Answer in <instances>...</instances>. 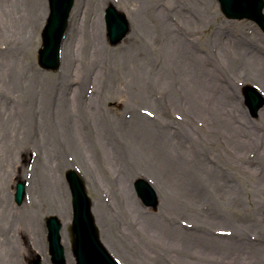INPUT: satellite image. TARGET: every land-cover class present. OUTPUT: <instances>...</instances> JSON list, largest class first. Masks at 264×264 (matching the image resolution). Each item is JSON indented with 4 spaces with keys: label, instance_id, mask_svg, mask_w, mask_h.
Masks as SVG:
<instances>
[{
    "label": "rangeland",
    "instance_id": "obj_1",
    "mask_svg": "<svg viewBox=\"0 0 264 264\" xmlns=\"http://www.w3.org/2000/svg\"><path fill=\"white\" fill-rule=\"evenodd\" d=\"M8 1L6 4L14 3V0ZM19 1L20 8L26 12L23 10L21 18L12 22L7 15L8 9L4 14L5 0H0V65L5 62L7 65L13 60L20 67L21 72H17L14 77L19 80L17 84L22 91H41L39 96L49 91L48 109L42 111L36 106L30 114L34 125L25 127V131L30 130L32 136L40 141L43 112L49 118L57 115V107L51 98H57L56 93L63 85L62 66L58 71H45L38 64L42 30L49 14L48 0ZM111 4L127 16L128 13H135V24L119 45L112 46L108 41L105 23L108 5L99 0L76 1L75 13H72L64 41H69L75 28L76 47L71 54L73 66L67 76L66 92H73L80 85L83 87L82 99L87 103L90 98L99 102L97 111L104 124H109V137L114 144L115 154L119 155V151L126 157L124 160L120 157L106 160L97 156L100 132L92 117L93 111L87 108L84 126L92 158L87 156L88 161L77 162V169L81 171L83 164L89 168L82 172L93 199V212L97 210L103 218L102 225H98L103 243L124 264H151L152 261L157 264H264V255L259 254L263 252L260 250H264V107L254 116L246 106L243 94L248 86L264 93V84L254 77L258 70L256 62L254 65L250 63L254 59L264 60V31L249 20L227 19L216 0H113ZM33 8H37L36 14ZM162 19L172 28L164 27ZM95 27H99L102 34V37H97L101 39L99 47L96 46V37H93ZM173 37H182L186 43H190L196 64L200 65V69L203 67L204 73L196 74L188 68L182 69L168 59L166 46ZM231 45L244 48L241 50L243 56H236ZM130 51L133 52L131 57L128 55ZM189 58L187 54L185 59ZM134 65L139 71L137 75ZM206 70L211 75L204 79ZM130 72L135 80L139 76L147 79L138 85L141 93L134 87ZM0 78H3L2 74ZM194 78L198 81L195 84L200 86L191 82ZM8 86L6 81L0 82V95L8 93L4 96L7 100L11 97L16 100L18 96ZM25 97L24 102L27 104L31 94L26 93ZM154 103L161 106L156 107ZM37 104L38 100L35 101ZM68 116L67 123L74 124L72 114ZM136 116L148 122L146 124L151 128L148 127V130L159 125L167 133L175 134L176 139H181L178 140L181 153L177 152L184 162L190 160L198 172L214 171L223 176L227 186L225 198L218 197L214 186L203 178L196 180L195 186L200 189L198 197L202 194L217 197L199 198L196 211L205 213L209 219L194 218L190 216L191 212L185 210L180 214L164 212L163 207L153 210L145 207L138 198L134 189L138 179L153 184L161 201L171 196V190L168 181L163 184L153 174L158 172L154 161L143 156L147 145L155 152L165 135H156V141H148L149 137L145 136L144 141L140 134L139 143L142 142L140 148H136L137 137L132 138V123ZM187 133L191 135L188 137ZM51 142L64 164L59 177L69 196L70 218L68 223H64L67 233L73 211L65 174L73 168L66 166V160L76 158L62 135L56 134ZM35 143L30 140L11 161L17 171L7 175L5 189L15 210L23 207L30 210L33 205L28 203L25 206L27 199L18 205L14 196L18 181L22 179L30 183L34 175V167L38 163L36 160L41 155L39 147L43 142L41 140L38 147ZM192 145L194 149H190ZM2 156L0 152V158ZM128 171H132L134 180L125 179ZM158 175L163 177L161 172ZM125 183L134 206L128 204L123 189ZM185 199H177V202L186 210H194L187 201L188 196ZM56 202L52 201L53 205ZM49 215L47 210L42 214L44 234L41 244H34L35 240L28 228L18 229V235L23 242L29 243L34 254L29 256L28 249L25 250V256L19 258L22 264H36L38 254L43 264H52L45 222ZM161 220H171L172 225L177 224L187 239L208 232L211 238L221 241L219 246H228L229 250L220 254H201L197 251L199 249L195 250L189 245L176 248L164 244L162 237L152 234L146 225L149 222L155 225ZM105 232L107 238H104ZM70 246L67 233V248L71 252ZM41 249L42 252H39ZM250 251H255L253 258ZM149 253L154 258H149Z\"/></svg>",
    "mask_w": 264,
    "mask_h": 264
},
{
    "label": "bare ground",
    "instance_id": "obj_2",
    "mask_svg": "<svg viewBox=\"0 0 264 264\" xmlns=\"http://www.w3.org/2000/svg\"><path fill=\"white\" fill-rule=\"evenodd\" d=\"M12 0H9L11 2ZM103 1L106 5H110L113 3V0H99ZM7 0L4 2V14L6 10H9L7 14L9 19L13 22L19 20L21 18V12L24 10L20 8V1L14 0V3L6 4ZM22 6V5H21ZM41 9V6H38ZM25 11V10H24ZM36 10L33 8V13L36 14ZM26 12V11H25ZM75 13V12H73ZM135 14L134 12L128 13L129 20L131 25L134 26L135 24ZM163 14H161L162 16ZM203 19V17H200ZM8 21V20H7ZM162 23L164 27L172 28L169 24L166 23L162 19ZM33 25H31L32 27ZM177 36V35H175ZM69 41L64 43L63 45V52H62V81L63 85L56 93V99H54L55 106L57 107V115L56 117L53 116L52 118L48 117V114H42L41 116V140L43 144L40 145L39 151L40 156L36 160L35 165V172L34 175L30 178L29 182H27L26 187V203L33 204L30 210L26 208H14L11 203L10 196L7 194L5 185L10 173H14L17 170L11 164V161L14 160L16 154H20V151L23 149V146L32 140L33 142L36 141L35 145L38 147V143L40 144L41 140L37 141V138L32 136V132L30 130L25 131L26 125L33 126L34 122L30 116L32 110L36 106L37 108H41L42 111L44 109H48V105L50 102V95L49 91H44L42 95H38L39 92L33 93L27 89L25 92L20 89L18 86L19 80L14 77L17 72H21L20 67L14 64V61L11 60L7 65L3 63L0 65V75H3V78H0L1 81H6L8 83L9 89L14 92L18 97L13 99L11 97L10 100H7L4 96L0 95V152H2L3 156L0 158V262L1 264H22L19 258L25 256V250L28 249L27 254L29 256H34L31 250V246L26 243V241H22L20 234L18 235L19 228H28L34 238V244L38 243L41 244L43 239V228H42V214L47 210L49 217L52 215H57L63 223H68L69 221V196L67 188L64 187L61 178L59 177L60 172L62 170V163L61 156L59 153L54 149V145L51 142V139L54 138L56 134L62 135L66 142H68L69 149L73 152L76 160L68 159L66 160L67 165L70 168H79L78 163L80 161L87 160L88 157L92 158L90 147L88 144V138L86 136V128L84 126V116L88 112L87 108L91 109L94 113V122L98 127L99 134V156L101 159L106 158V160L110 159L111 157H120L126 159V157L120 153L116 155L114 151V144L110 140V127L109 124L105 125L104 120L102 119L100 113L97 111L99 108V102L95 101V99L90 98L89 103H87L84 99H82L81 91L82 86L78 85L75 91L67 93L68 85L66 84L67 76L70 74L72 70V50L76 47V29L72 30L71 36H69ZM93 37H96L97 47L101 44V39L97 37H102L101 30L99 27H95L93 30ZM190 42V40H187ZM231 48L234 50L236 56H243L242 51L244 48L240 47L239 45H231ZM166 50L168 52L167 57L168 59L173 62L177 67L182 69L188 68L191 71H195L196 74L204 73L205 70L200 69V65L196 64V57L191 52L190 43H186V41L181 37H173L168 40ZM228 50H230L228 48ZM140 51V50H139ZM97 52L101 53L97 50ZM133 53L130 51L129 56ZM189 54L190 58L185 59L186 55ZM131 57V56H130ZM229 56L227 55V59ZM244 58V57H243ZM246 59V58H244ZM188 60V62H186ZM194 60V61H193ZM247 60V59H246ZM249 60V59H248ZM256 62V63H255ZM134 63V61H133ZM250 63L258 67L257 75L255 74V78H258L264 84V60H251ZM136 64V63H135ZM137 65H134L135 75L139 73L136 69ZM206 70L205 78L211 75L210 71ZM130 78L132 83H134V87L136 88L137 92L141 93L138 90V85L140 82L147 80L146 78H142L141 76L138 77V80L134 79V76L130 72ZM140 79V80H139ZM191 82L195 86H200V84H195L198 82L196 78ZM31 87V86H30ZM32 92V93H31ZM26 93L31 97L28 98L27 104H25V96ZM264 95V93H263ZM23 98V99H22ZM38 100V104L35 105V101ZM156 107H160L161 104L154 103ZM72 114V118H74V124L70 125L67 123L68 118ZM148 123L144 120L143 117H137L134 119L132 123V132H133V139L137 137V143L135 145L136 148H140L141 142L139 143V135H142V138L145 139V136H148V141L154 139L156 135H165L162 141L159 143L158 148H156L155 152L149 148L147 145L145 151L143 152L144 158H150L154 161V166L157 168L156 171L161 172L163 177L158 175V172H153L160 181L164 184L165 181L170 186L171 196L161 201V197L158 195V207H163L164 212H174V213H182L184 212H191L190 216L197 218V219H209V217L203 212H197V205H199L200 201L199 198L207 197L214 199L216 195L218 197L225 198L226 197V190L227 186L223 182V176L214 172H198V168L190 162V160L183 161L178 150V146H180L179 141L181 139H176L175 134L171 135L166 132L165 128L161 126L152 127L151 131L148 130ZM28 129V128H27ZM151 129V128H150ZM113 130V128H112ZM118 130V128H116ZM114 131V130H113ZM189 133L187 136L189 137ZM155 140V139H154ZM156 141V140H155ZM182 141V140H181ZM151 142H148L150 144ZM138 145V146H137ZM66 147V146H65ZM194 149V145L190 146V149ZM192 149V150H193ZM114 151V152H112ZM179 153H178V152ZM149 155H147L146 153ZM193 152V151H192ZM193 155V153H191ZM97 161V157L95 159ZM94 160V162H95ZM146 160V159H145ZM149 160V159H147ZM78 162V163H77ZM89 164V163H88ZM84 165V166H83ZM81 167V174H84L82 171L84 169H89L88 166L86 167L83 164ZM192 165V166H191ZM131 170V169H130ZM87 172V171H86ZM85 175V174H84ZM83 175V176H84ZM127 178L134 177L132 175V171L127 173ZM23 177V176H22ZM164 178L166 180H164ZM168 178V179H167ZM203 178L206 182L214 186L217 190L216 195L204 196L203 194L198 197L199 190L195 186L198 182L197 179ZM19 180V179H18ZM26 181L28 179H25ZM157 192V189L153 184H151ZM167 186V185H166ZM124 192L127 196V201L130 206L133 205L132 197L129 194V187L127 184H123ZM185 193V194H184ZM188 196V203L192 205V209L194 210H186L182 205L179 204L178 201L186 200ZM217 198V197H216ZM29 200V201H28ZM57 200V202H56ZM53 202H56L53 205ZM101 208V204L99 203ZM18 209V210H17ZM159 209V208H158ZM94 215H96V223L101 226L103 218L98 215V211L94 210ZM171 221V220H170ZM170 221H158L155 225L152 222H149L147 225L149 231L152 234H156L158 237H162V242L164 244H168L170 246L180 248L184 245H189L193 249L197 250L201 254L205 252L211 254L212 252H226L229 250L228 246L222 247L219 246L221 244L220 240L216 238H211V235H208V232H203L201 236L196 238H186V234L182 232V229L178 227V225H172ZM211 221V220H209ZM46 222V220H45ZM145 223V222H144ZM147 223V221H146ZM168 223V224H167ZM10 232H13L10 235ZM9 234V235H8ZM22 235V234H21ZM25 235V234H24ZM107 234L105 232L104 238H107ZM21 240V241H20ZM62 241L66 247V257L68 264H74L75 259H73L72 253L67 248V233L65 229L62 231ZM29 242V241H28ZM45 247V245H41ZM108 245H106L107 247ZM108 248V247H107ZM40 249V248H39ZM109 249V248H108ZM41 249L39 252H42ZM110 251V250H109ZM258 251V250H256ZM263 252H259L262 256L264 255V250H260ZM111 252V251H110ZM35 253V252H34ZM112 253V252H111ZM255 251H250L249 254L254 257ZM113 254V253H112ZM115 256V254H113ZM149 258H154L150 253L148 255ZM158 257V256H157ZM250 257V256H249ZM251 258V257H250ZM119 259V258H118ZM120 260V259H119ZM121 261V260H120ZM122 264H124L121 261ZM151 264H157L156 262L152 261Z\"/></svg>",
    "mask_w": 264,
    "mask_h": 264
},
{
    "label": "water",
    "instance_id": "obj_3",
    "mask_svg": "<svg viewBox=\"0 0 264 264\" xmlns=\"http://www.w3.org/2000/svg\"><path fill=\"white\" fill-rule=\"evenodd\" d=\"M224 14L229 18H249L257 22L264 30V2L262 0H219ZM75 0H50L51 13L43 32L44 46L40 50L39 63L47 70H57L61 61V47L68 28V21ZM109 38L113 45L118 44L130 30L126 18L111 6L107 10ZM247 104L256 116L264 106V99L253 89L245 90ZM73 194L74 221L70 227L73 251L78 264H118L100 242L99 231L91 211V199L88 197L83 178L75 171L67 173ZM136 191L148 207L156 208L158 200L151 186L139 180ZM25 195L24 184H18L16 200L22 203ZM50 250L56 264H66L65 249L61 243L62 223L57 217L47 219Z\"/></svg>",
    "mask_w": 264,
    "mask_h": 264
}]
</instances>
